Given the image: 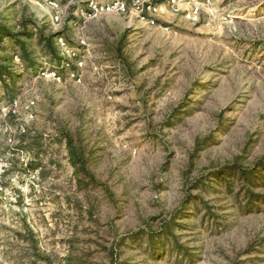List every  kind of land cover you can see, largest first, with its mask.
Instances as JSON below:
<instances>
[{
	"label": "rangeland",
	"instance_id": "rangeland-1",
	"mask_svg": "<svg viewBox=\"0 0 264 264\" xmlns=\"http://www.w3.org/2000/svg\"><path fill=\"white\" fill-rule=\"evenodd\" d=\"M88 1L0 0V264H264V0Z\"/></svg>",
	"mask_w": 264,
	"mask_h": 264
},
{
	"label": "built area",
	"instance_id": "built-area-1",
	"mask_svg": "<svg viewBox=\"0 0 264 264\" xmlns=\"http://www.w3.org/2000/svg\"><path fill=\"white\" fill-rule=\"evenodd\" d=\"M87 8L93 17L116 15L130 24L153 26L167 11L196 21L203 5L198 0H89Z\"/></svg>",
	"mask_w": 264,
	"mask_h": 264
}]
</instances>
